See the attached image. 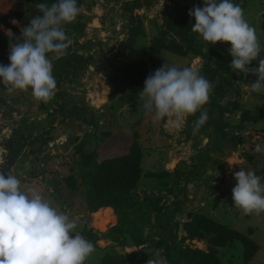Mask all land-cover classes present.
<instances>
[{
	"label": "rangeland",
	"instance_id": "374dc122",
	"mask_svg": "<svg viewBox=\"0 0 264 264\" xmlns=\"http://www.w3.org/2000/svg\"><path fill=\"white\" fill-rule=\"evenodd\" d=\"M1 2L3 0H0ZM11 2L12 0L7 10L0 12V17L8 11ZM233 2L241 6L244 19L256 30L261 51L260 56L253 61V67H258L259 60L264 57V30L261 28V22L264 19L262 15L264 0H233ZM183 3L194 7L196 4L203 5L204 0H184ZM171 4L169 0H155L151 6L140 9L139 14L142 15L145 37L139 39L133 50L132 58L145 56L149 40L157 34L166 6ZM25 6L27 7L28 3H25ZM82 10L86 26L84 35L79 37L78 42L83 44L84 48H79V45L75 48L78 53L92 54V60L80 72L77 83L74 82L72 85L66 82L61 86L60 90L64 92L62 99L53 97L45 104L37 101L29 90H16L8 93L7 90L0 88V98L3 99L0 102V163L6 153L2 142L11 136L13 129L22 128L25 124L31 125L33 122L35 123L34 128H31L33 134L46 128H52L53 140L43 146L41 153L32 155L31 159L26 155L28 148H25L26 154L20 156L16 165L12 167V172L21 180L22 190H36L58 211L68 214L77 225L74 234L84 237L82 234L84 229H104L111 219V214L103 211L91 213L89 216L81 191L71 192L64 184L62 179L70 172L78 177L76 172L78 155L75 153V148L71 146L73 144L70 138H83L86 136L84 134H90L98 138L97 151L100 158L112 157L124 153L132 133L138 130L141 136L139 142L143 148V157L142 176L136 187V195L141 197L144 194L156 193V196L162 195L165 198L162 202L164 201L165 205L169 206L176 198L175 196L179 197L183 206L181 210L175 212L173 218L174 221L179 222L178 239L184 234L181 224L188 220L189 214L193 211L202 212L242 233H247L251 229L252 233L249 237L259 245L260 249L246 264H264V212L245 214L242 209L234 206L232 193V189L237 184L234 172L241 169L252 170L258 176L264 177V152L254 151L255 144L264 147V115L258 111L264 103V88H261L259 92L251 89V85L258 79V76L252 73L247 83L236 81V87L240 92L241 108L252 112L251 118L241 123L242 128H233L239 136L237 147H232L227 141L220 147H210L211 139L207 135L209 131L201 127L198 133L193 134L192 128L195 120L191 119L192 115L185 118L182 128L176 129L168 123V119L166 121L155 120L154 113H147L143 106L144 99L140 97L144 86L134 88L113 100L106 98L109 93L108 88L107 95L103 92V95L101 94L104 88L103 83H105L104 75L110 72L108 62L121 38L126 37L128 15L123 10V0H84ZM29 23L27 18L23 24L19 22V25H15L20 30ZM4 30V25L0 23V31ZM71 38L75 37L71 36ZM201 41L205 44L206 51L215 53L220 51L221 44L226 43L221 41L211 44L204 41L202 37ZM155 56V64L149 65V74L154 73L167 62L180 69L194 65L200 73L205 60L193 54L182 57L169 51H162ZM6 57L5 52H0V63ZM229 95L228 98L234 97V94ZM61 103L65 113L69 112L73 105L79 106L80 111L78 114L66 113L67 116L64 119L58 111H54L53 117L52 115L47 116ZM240 115V111H237L227 115L226 119L231 124H238ZM139 116L140 119L136 122ZM93 118L96 123H88ZM129 126L128 132L122 130ZM31 130L28 128L25 132H31ZM102 130L109 131L110 135L104 137L101 134ZM60 140L66 142L60 145ZM206 153L209 161L203 164L200 172L183 175L181 185L185 189V199L182 198V194L178 193L179 190L177 191V185L174 182L170 184L172 190L170 193L158 192L165 188L162 183L166 177L160 180H157V177H148L150 172L169 171L173 173L175 169L187 173L198 159L202 160L200 156ZM247 155L250 156V160ZM214 198L219 202L216 208L212 206ZM189 242L197 248L206 250L207 246L204 241L194 239L185 240L184 243ZM96 244L94 251L87 257L86 264H98L105 252L123 253L136 250L133 246L123 250L111 240L103 238L98 239ZM242 252L243 247L239 241L218 248V256L222 264H244ZM140 258V264H149V261L151 264H165L161 253L151 247L144 249Z\"/></svg>",
	"mask_w": 264,
	"mask_h": 264
},
{
	"label": "trees",
	"instance_id": "16d2710c",
	"mask_svg": "<svg viewBox=\"0 0 264 264\" xmlns=\"http://www.w3.org/2000/svg\"><path fill=\"white\" fill-rule=\"evenodd\" d=\"M94 1V0H93ZM155 0H123V10L128 15L127 37L116 47L115 52L110 58L108 64L110 72L105 76V83L109 87L108 99L113 100L118 96L126 94L133 88L144 86V82L149 75V65L155 64L156 54L162 51H169L182 57L190 54L201 57L204 60L200 75L209 80L213 88L210 92L209 102L203 106L207 110L208 120L202 127L208 132L211 139L210 147H220L225 141L236 148L239 144L238 133L233 128H242V122L251 118V111L242 109L239 102V88L237 82H249L251 72L244 74L237 73L231 67L233 57L229 49L231 43L226 42L219 46L220 51L215 53L206 51L205 44L201 41L198 33L191 31V26L195 24V18L189 16L190 7L184 4V0H169L172 4L166 6V11L162 15V22L157 34L151 37L148 44V51L142 58H132L133 50L141 37H145V30L142 23L140 9L151 6ZM10 0H3L0 3V12L7 10ZM57 0H12L8 11L0 17V23L4 25L5 30L11 29L16 36H21V31L10 21L17 20L23 24L28 18L41 14L36 8L39 3L51 5ZM84 0H77V6L82 8ZM28 3V6H25ZM236 3V2H234ZM264 16V13L262 14ZM86 22L84 20L83 10L72 23L65 24L66 35L72 39V45L67 49V54L59 59L53 60V76L57 83V90L54 97L62 99L63 91L60 90L66 82L77 83L78 76L87 63L92 60V54L78 53L75 48H84L79 44L78 39L84 35ZM261 28L264 30V19L261 22ZM4 31H0V52H5L7 57L0 63L9 65V37ZM17 43L15 39L12 41ZM53 54H49L51 57ZM264 59V57H263ZM253 68V62L248 66ZM104 85L103 94L107 95V86ZM0 88L6 90L5 85L0 82ZM32 92L31 88L28 89ZM234 94L233 98H228ZM3 99L0 98V102ZM46 104V103H45ZM44 104V105H45ZM58 111L59 115L65 118L66 113H79L80 107L73 105L69 112H64L63 104L48 113L52 115ZM240 111L238 124H231L226 116ZM259 113L264 115V103L259 108ZM200 116V110L192 115L191 119L195 121ZM227 116V117H228ZM168 118H164L166 121ZM88 123L95 124L96 121L90 119ZM32 126V127H31ZM35 123L25 124L22 128L12 130L11 136L3 140V146L6 150L3 161L0 163V171L7 173L12 171L20 156L26 154L25 148H28L26 155H38L43 146L53 140L51 135L52 128H46L38 132L33 129ZM51 127V126H50ZM30 128L31 132H25ZM104 137L109 136L110 132L102 130ZM83 138L72 137L70 141L74 143L75 153L78 155L76 161V172L63 177V182L71 192L81 191L85 209L88 212L108 211L111 219L106 223V227L100 230L84 229L82 234L90 241L93 246H97L96 241L100 238L111 240L124 250L127 247H136L132 252L109 253L105 252L99 259L98 264H140V254L148 247H151L161 253L165 259V264H222L218 256V248L231 245L234 241L242 244V261L244 264L252 260L259 251V245L252 240L247 233L237 231L202 212H191L188 220L181 224L184 232L180 238H177L179 222L174 221L176 211L182 209V202L178 196L171 202V206L165 205L162 195L144 194L136 195V187L142 176V146L139 142V133L134 131L128 142L127 149L118 156L100 158L97 138L90 134H84ZM231 135V136H230ZM230 136V138H229ZM229 138V139H228ZM213 140V142H212ZM215 140V142H214ZM94 142V143H93ZM204 156V157H203ZM199 157V156H198ZM202 160H197L191 170L185 173L175 169L173 173L169 171L150 172L148 177H157V180L165 178V188L158 192L170 193L171 182L177 185V191L185 199L183 175L196 174L202 170L203 164L209 159L206 155L200 156ZM250 160V156L247 155ZM185 178V177H184ZM169 180V181H168ZM212 186V185H211ZM81 189V190H80ZM218 200L214 198L213 208L218 206ZM106 207V208H102ZM113 213H111V208ZM177 238V239H176ZM204 241L206 250L193 246L185 240ZM86 264V260L84 261Z\"/></svg>",
	"mask_w": 264,
	"mask_h": 264
},
{
	"label": "clouds",
	"instance_id": "9594fccd",
	"mask_svg": "<svg viewBox=\"0 0 264 264\" xmlns=\"http://www.w3.org/2000/svg\"><path fill=\"white\" fill-rule=\"evenodd\" d=\"M36 8L41 14L21 27V36L5 30L10 41V64H0V82L8 93L31 88L37 101L47 103L57 90L53 60L65 56L73 43L64 25L74 22L82 8L77 6V0L39 3ZM189 16L195 18L191 31L204 41L231 43L232 69L258 76L252 91L264 88V59L259 60L258 67H248L260 56L261 46L241 6L233 0H204V6H195ZM10 22L19 25L15 19ZM14 39L18 42L13 43ZM212 88L194 65L180 69L167 62L148 75L140 97L147 113H154L155 120L168 118L176 129L182 128L186 117L200 110L192 128L195 135L208 120L203 106L209 102ZM254 151L264 152V147L255 144ZM233 175L237 181L232 189L234 206L245 214L264 212V177L244 169ZM76 227L75 220L58 211L36 190H22L21 180L11 170L0 171V264H84L94 246L74 234Z\"/></svg>",
	"mask_w": 264,
	"mask_h": 264
},
{
	"label": "crops",
	"instance_id": "0c3cea01",
	"mask_svg": "<svg viewBox=\"0 0 264 264\" xmlns=\"http://www.w3.org/2000/svg\"><path fill=\"white\" fill-rule=\"evenodd\" d=\"M262 13H263V12H262ZM99 19H100V18H99ZM161 20H162V18H161ZM98 22H99V20H98ZM161 22H162V21H161ZM158 23H159V22H158ZM116 46H117V45H116ZM132 57H133V54H132ZM103 84L106 85V83H103ZM106 86H107V85H106ZM137 87H140V86H137ZM137 87H135V88H137ZM107 88H108V90H109V87H108V86H107ZM133 89H134V88H133ZM133 89H132V90H133ZM101 94H102V90H101ZM102 95H103V94H102ZM118 97H119V96H118ZM106 98H108V95H107ZM94 106H95V107H98V106H96V105H94ZM139 119H140V116H139V118L136 120V122L139 121ZM130 126H131V125H130ZM130 126H129V127H126V128L123 127L125 130H124V129H122V130L128 132L127 129L130 128ZM137 126L140 127V125H138V124H137ZM136 131H138V130H136ZM124 133H126V132H124ZM140 137H141V136H140ZM97 139H98V138H97ZM72 144H73V145H71V146H72V148H74V143H72ZM2 150H3V149H2ZM3 151H4V150H3ZM142 151H143V148H142ZM124 152H125V151H124ZM2 153H3V152H2ZM27 156H28L29 159H31V157H32V155H30V154L27 155ZM29 162H30V161H29ZM102 208H106V207H102ZM110 208H111V207H110ZM111 211H112L111 213H113V209H112V208H111Z\"/></svg>",
	"mask_w": 264,
	"mask_h": 264
},
{
	"label": "bare ground",
	"instance_id": "6f19581e",
	"mask_svg": "<svg viewBox=\"0 0 264 264\" xmlns=\"http://www.w3.org/2000/svg\"><path fill=\"white\" fill-rule=\"evenodd\" d=\"M100 210H103V209L96 210L95 212L100 211ZM91 213H94V212H91ZM91 213H89V216ZM90 223H91V218H90Z\"/></svg>",
	"mask_w": 264,
	"mask_h": 264
},
{
	"label": "built area",
	"instance_id": "2783aa9c",
	"mask_svg": "<svg viewBox=\"0 0 264 264\" xmlns=\"http://www.w3.org/2000/svg\"><path fill=\"white\" fill-rule=\"evenodd\" d=\"M202 5V4H201ZM66 142V141H65ZM63 140H60L59 143L60 145L64 144L65 143Z\"/></svg>",
	"mask_w": 264,
	"mask_h": 264
},
{
	"label": "water",
	"instance_id": "95a60500",
	"mask_svg": "<svg viewBox=\"0 0 264 264\" xmlns=\"http://www.w3.org/2000/svg\"><path fill=\"white\" fill-rule=\"evenodd\" d=\"M181 264H184V261L183 260L181 261Z\"/></svg>",
	"mask_w": 264,
	"mask_h": 264
}]
</instances>
